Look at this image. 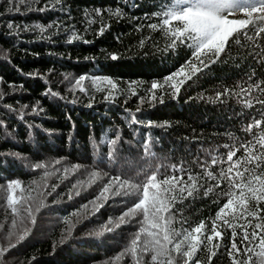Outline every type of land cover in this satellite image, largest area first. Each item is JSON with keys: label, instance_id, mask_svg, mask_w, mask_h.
<instances>
[{"label": "trees", "instance_id": "trees-1", "mask_svg": "<svg viewBox=\"0 0 264 264\" xmlns=\"http://www.w3.org/2000/svg\"><path fill=\"white\" fill-rule=\"evenodd\" d=\"M199 3L0 0V250L16 245L0 256V264H260L257 253L264 230L256 225L264 223V201L249 199L257 216L240 214V189L233 187V207L221 220L216 213L229 198V179L221 178L222 171L235 177V184L251 179L257 188L254 177L264 176V160L259 168L247 160L233 167L245 157L244 145L257 156L264 154V33L259 32L264 21L254 13V22L230 37L219 57L206 49L197 56L189 36H198L202 26L193 11ZM240 8L222 13L228 27L250 18L236 15ZM164 20L170 23L165 26ZM218 25L212 22L213 28ZM192 65L201 70L174 98L173 82L165 83V78L182 67L189 74ZM82 75L83 92L75 86ZM183 78L177 76L176 82ZM109 79L115 89L106 83ZM153 82L161 85L155 100ZM48 89L63 99L46 96ZM110 92L114 98L105 100ZM249 125L252 130L245 131ZM230 150L236 151L231 163ZM205 171L217 180H208ZM237 171L243 178L236 177ZM189 173L199 177L194 196L185 192L186 199L172 204L173 193L155 182L144 196L151 176L191 183ZM14 180L20 187L10 193L8 183ZM123 182L126 186L120 187ZM106 185L109 198L97 199ZM118 188L120 194L113 195ZM208 188L213 191L205 196ZM10 194L15 204L9 205ZM154 197L171 204L169 212L162 213L163 227L153 226ZM140 199L145 204L136 215L117 227ZM97 204L103 205L99 211ZM213 221L223 239L214 236ZM201 222L202 234L192 233L199 239L190 237L179 251L175 244L182 236L171 244L164 241L166 229L183 233ZM229 225L236 227L238 251L231 248ZM25 231L28 235L19 241ZM245 231L256 232L257 238L249 243ZM208 235L214 236L211 242ZM190 244L197 246L191 258L183 255ZM152 255L158 259L152 261Z\"/></svg>", "mask_w": 264, "mask_h": 264}, {"label": "snow or ice", "instance_id": "snow-or-ice-1", "mask_svg": "<svg viewBox=\"0 0 264 264\" xmlns=\"http://www.w3.org/2000/svg\"><path fill=\"white\" fill-rule=\"evenodd\" d=\"M21 2H23V0H21ZM237 7H243L245 9V11L241 12V13L245 14V12H247L248 15L250 16V18L248 20L235 21V22H233V24L230 27H225V26L229 25V19H221L222 13L225 10H228L231 13ZM40 10L44 11L45 9H40ZM97 11L99 12V10H97ZM193 11L196 13V15H198L202 19V26H201L199 35L195 36V37L189 36V39L192 41V46H194L196 49V52L194 53V55L198 56L200 54H206L203 52V50L206 49L207 52H213L216 57H219L221 55V53L225 51L226 43L229 41L230 37H232L238 30H243L246 28L247 25L254 22L253 19L251 18V17H253L254 13L260 14L256 17V19H258L260 21H264V0H252V2H248L244 5H238L237 0H200V3L194 7ZM115 14L120 15L121 14L120 10L117 9ZM213 21H219V25L217 28H213V26H212ZM169 23H170V20H164V22H163V24L165 26H167ZM37 27L40 29V31L42 33L45 31L44 27H42L40 25H37ZM48 27L50 28V27H52V25H49ZM150 27H152L153 29H156L157 25L152 24V25H150ZM9 28L10 29L12 28L11 24H9ZM103 31H104V29H101L100 34H103ZM259 32L264 33V27L259 28ZM246 34L247 33L245 32V35ZM172 35L177 36V37H181V34L178 32H172ZM73 39H79V37L74 35ZM68 42L71 43L73 41L69 40ZM181 42H183V41H181ZM173 43H175V42H173ZM116 58L117 57L115 55L112 57V59H116ZM213 62H215V61H213ZM201 63H203V62H201ZM185 67H187V65H185ZM205 67H207V65H205ZM200 70L201 69L196 68L195 65H192L191 73L184 74V68L182 67L179 72H174L165 78V83H168L169 81L173 82L171 86L173 88V97L174 98H176L178 96L180 89H181V85H183L187 79H191V77L193 75H195ZM182 74L184 75V78L180 79L178 82H176V77L179 75H182ZM84 80H85V77L82 75L75 82V86L79 87L80 91H82V92L85 91V89L83 87H81V84ZM106 83L111 85L112 89L116 88V84L113 83L112 80L109 79L106 81ZM160 87H161V85H159L157 82L152 83L151 90L153 92V95H152L153 100L156 99L155 90L159 89ZM45 95L46 96L51 95L52 97L63 99V97H60L58 92L52 91L51 89H48L46 91ZM112 98H114V97L111 96V92L109 93V95L105 96V100H109ZM217 98L219 99V95ZM74 102L75 101H73V103ZM163 102H164L163 98H161L160 103H163ZM260 103L264 104V99L260 100ZM25 107H27V106H25ZM36 111H37V109L33 108V112L35 113ZM260 125H261V121L256 120L255 126H260ZM252 127H253V125H249V127L247 129H245V131H251ZM260 141L262 142L261 147L264 148V136L260 137ZM112 143L115 144V140H113ZM147 146H148V144H147V142H145V148L146 149H147ZM225 147H227V145H225ZM243 147L245 149L246 155H245V157H242L241 160L236 161L235 164L233 165V167H238L242 161L247 160L248 163L255 162L256 167L259 168L260 162L262 160H264V154L257 156L254 151H251V152L249 151V146L244 145ZM234 156H236V151L230 150L228 155H227L228 162L231 163L233 161ZM215 162L216 161L213 160V163H215ZM36 167L40 168V167H43V165L37 164ZM233 167L228 168V170H227L228 173H231L233 171ZM179 171L183 172V169H179ZM247 171H248V169H245V172H247ZM204 175L207 177L208 180H217V177L214 176L211 171H205ZM220 176H221V178H228L229 179L230 191L227 193V195L229 197L227 202L224 203L223 206L216 213V220L223 219L224 214L226 213V210L233 207V203H234L233 196L235 195V193H233L231 191V189L233 187L240 189V193H239V197H238L240 214L246 213L249 216H257L258 211H256V212L251 211V209L249 207V199L251 198V199L255 200L257 204H259L261 201H264V176L256 175L254 177L255 181H257L259 184L258 188L252 186V180L251 179L248 180V182L246 184H243V183L242 184H235V179H236L235 177H226V174L223 171L221 172ZM243 176H244V173L239 172V171L236 172V177L243 178ZM187 179L191 183H186L178 177H167V178L163 179L162 181H157L156 175H153L149 178L148 183L144 185V196L147 197L149 186L153 185L155 182L159 185L166 186L163 189V191L165 193H173V195L171 196V203L172 204H174L177 200H182V199H186L187 197H192L198 191L199 185H198L197 181H198L199 177L194 176L191 173H189ZM117 180H119V178H117ZM218 184H219V181H218ZM125 186H126V182L120 183V187H125ZM19 187H20V181L19 180H14V181H11L10 183H8V189H9L10 193L14 189L19 188ZM245 188L247 189V195H246L245 190H244ZM109 191H110V185H106L104 192H102L101 196L98 197L97 199L103 198L106 201L109 198L106 195V193ZM212 191H213L212 188H208L204 192V195L207 196ZM185 192H187V197L184 196ZM175 193H178L179 195H176ZM119 194H120V191L118 188L117 191L115 193H113V195H119ZM126 194L127 193H125V195ZM8 203H9V205L16 203V200L14 199V197L11 194L8 196ZM93 203H95V201ZM144 204H145V199H140V201L133 208H130L127 212H125L123 214V216L120 217V221H119V224L117 225V227H119L120 225L128 223V220L125 218L126 217L127 218L134 217L136 215L137 210L140 209ZM101 207H103L102 204H97L95 210L99 211V209ZM151 207L153 209V211H152L153 226L163 227L164 225L159 223L160 221H165V217L162 215V213L169 212L171 204L169 203V201L164 200L163 198H161L160 201L158 202L157 199L154 197ZM13 211L15 212L16 209L13 208ZM144 211H145V220L147 221L149 219V217H148V211L149 210L147 208H145ZM236 214H237L236 210L234 209L233 215H236ZM29 215H31L30 210H29ZM166 223H168V224L171 223V216L170 215H169ZM225 223H228V221L225 220ZM229 226L232 227L233 241H232L231 248L238 251L237 245L235 242V238L237 235L236 227L232 226V225H229ZM217 227L218 226L216 225L215 221H213L212 232H213L214 236L223 239V235L220 231L217 230ZM245 227H247V225ZM204 228H205V224L203 222H201L197 227L191 229V231H188L187 229H185V231L183 233L176 232L175 230H172L169 228V229H166V231H165L164 241L167 244H171L173 239H175L178 236H182L183 237L182 240H180L179 242H177L175 244V249L177 251H179L183 247V244L185 242L189 241L190 237L193 240H198L199 237L192 236V233L202 234V230ZM256 228L264 230V223L257 224ZM108 231H111V229H108ZM141 231H143V229H141ZM27 235H28V232L25 231L23 235L19 236V241H23ZM150 235H151V233H150ZM214 236L208 235L207 240L209 242H211L213 240ZM256 238H257L256 232H252L251 234L248 233L247 231L244 232V240L249 241V243L251 242V240H254ZM136 243H137V241L133 240V242H132L133 252H135ZM156 243L158 244L159 240H157ZM15 246L16 245H11L10 248L15 247ZM161 247H163V245H161ZM214 247H219V245H214ZM245 247L247 249V245H245ZM10 248L7 250H0V256L4 255L6 251H10ZM145 250H147V248H145ZM196 250H197V246L194 244H190L189 245V251L184 252L183 255L191 258ZM249 251L251 252V250H249ZM229 255H231V251L229 252ZM257 255L259 257H261L260 264H264V235H262L260 238V252L257 253ZM157 259H158L157 255H152V261H156ZM210 259H211V257H210ZM249 260H251V254L249 255ZM169 264H171V261H169ZM196 264H199V262L197 261Z\"/></svg>", "mask_w": 264, "mask_h": 264}, {"label": "rangeland", "instance_id": "rangeland-1", "mask_svg": "<svg viewBox=\"0 0 264 264\" xmlns=\"http://www.w3.org/2000/svg\"><path fill=\"white\" fill-rule=\"evenodd\" d=\"M238 1L240 2L239 5H244V4L248 3V2H252V0H238ZM238 8H240V7H238ZM240 9H241L240 12L238 11L236 15H239V16H247L248 15L247 12H245V14L241 13V12L245 11V9L243 7H241Z\"/></svg>", "mask_w": 264, "mask_h": 264}]
</instances>
